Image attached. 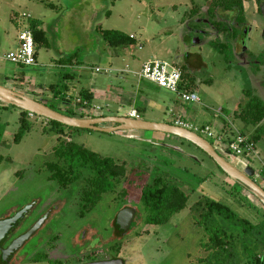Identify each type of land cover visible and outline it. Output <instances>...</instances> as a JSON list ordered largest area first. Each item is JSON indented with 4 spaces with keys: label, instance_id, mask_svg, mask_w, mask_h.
<instances>
[{
    "label": "rangeland",
    "instance_id": "obj_1",
    "mask_svg": "<svg viewBox=\"0 0 264 264\" xmlns=\"http://www.w3.org/2000/svg\"><path fill=\"white\" fill-rule=\"evenodd\" d=\"M212 1L0 0V34L3 37L8 36L12 42L17 40L21 30L20 15L24 13L31 15V20L25 21L26 24L31 26L34 22L36 30L43 31V40L36 42L39 66L19 67L1 60L10 51L9 48L0 51V74L6 75L7 79L0 78V82L25 95L30 93L34 99L46 102L65 115H69L70 111L60 108L62 100L60 102L57 99L66 98V94L68 97H75L77 90L88 89L93 84L102 91L111 89V93L119 89L128 95L132 93L131 106L139 111L143 120L174 124V111L180 110L185 113L184 120L187 122L199 127L211 125L215 133L229 139V124L224 117L226 115L220 110L225 109L230 113L226 117L237 129H244L237 119L235 109L241 99L245 100L242 91L249 85L246 77L235 68L239 59L230 50L222 54L206 44L201 48L187 45L201 40L202 36L197 32H190L188 38H183L188 30V15L196 10L199 13L195 19L206 20V12ZM254 19L257 20V17ZM205 30L214 36V30L207 27ZM102 31H118L127 37H134V40L131 45L114 48L105 41ZM212 39L214 37L208 38ZM60 52L64 57L78 53L79 65L59 68L56 61L59 60ZM112 52L119 54L117 63L112 59ZM189 53H199L206 65H198L192 57L188 65L196 71L191 70L185 64ZM150 60L164 61L181 70L185 67L190 78L196 79L198 88L193 90L199 95L201 103L180 102L177 95L135 76ZM95 68L111 69L112 73L105 77L91 72L90 69ZM128 69L131 73L119 72ZM65 73L69 76L65 77ZM19 77L21 81L17 80ZM8 81H12L15 86ZM204 81H212L213 84H205ZM259 84L263 86L256 95L264 100V83ZM52 86L60 94L55 95V91L51 90ZM53 96H56L54 102V99L51 100ZM123 97L125 98V94ZM97 105L103 108L101 112L105 116L126 115L131 107L125 105V101L122 103V100L120 104L106 106L99 101ZM21 111L13 106L3 109L0 103V122L7 124L0 146V221L17 210H30L37 200L39 203L47 200L55 188V183L49 182L50 172L46 165L56 162L53 150L59 139L74 141L103 157L124 163L128 170L127 179L117 188L124 189L127 199H117L110 193L104 194L92 212L82 219L77 193L74 204H70L59 215L61 230L67 226L76 230L92 223L101 235L109 236L111 224L120 213L121 206L131 203L144 211L142 188L158 176H163L171 183L175 182L189 196L187 207L164 226L147 225L145 222L142 224L143 215L134 219L136 225L132 232L128 230L124 234L129 235L125 239L128 241L125 251L128 259L132 260L128 262L125 257L127 264H198L206 256L202 244L207 236L196 225L191 209L204 197L230 207L240 217L253 223L262 220L264 207L259 200L231 181L207 154L186 141L165 134L168 137L163 139L160 138L161 133L142 131L132 132L133 136H129L127 132H69L68 129H63L65 134H62L57 129L53 130L48 120L35 116L30 119L31 131L19 143H15ZM88 111L83 115L93 117V114H101L96 106ZM78 117L83 116L78 114ZM216 120H219L217 127L214 126ZM199 135L205 138L202 134ZM207 140L215 144L214 140ZM257 151L260 159L250 163L256 173L261 175L264 170L262 143L257 145ZM233 159V163L241 168L248 164L246 160L241 162L240 159ZM84 174L86 176L89 173L85 170ZM263 178L261 176L257 179L258 182L261 183ZM81 186L82 180L71 188L77 191ZM61 193L62 196H67L66 191ZM67 232L61 237L64 246L69 240ZM47 239L50 241L52 237ZM31 242L33 248L36 241Z\"/></svg>",
    "mask_w": 264,
    "mask_h": 264
},
{
    "label": "trees",
    "instance_id": "obj_2",
    "mask_svg": "<svg viewBox=\"0 0 264 264\" xmlns=\"http://www.w3.org/2000/svg\"><path fill=\"white\" fill-rule=\"evenodd\" d=\"M217 7L231 11L239 9L241 1L213 0L211 9ZM31 29L36 44L43 38V31L36 30L34 22ZM102 35L105 41L114 48L131 45L134 40V37H127L118 31H102ZM213 47L219 49L217 45ZM77 56L78 53H74L63 57L59 63L64 67L79 65ZM182 75L186 88L193 92L195 84L189 81L185 67H182ZM64 76L69 75L65 73ZM51 90L55 91V95L60 94L56 92L54 86ZM79 95L81 101L89 105L92 103L93 96L87 90L82 89ZM8 107L2 106L3 109ZM51 108L57 111L54 107ZM224 115L228 116L230 113L225 111ZM67 116L78 117L74 112H70ZM226 116L224 117L227 118ZM236 116L244 127L241 133L249 137L256 145L259 143L264 145V101L259 98L250 99L246 107L241 112H237ZM48 123L53 126V130L57 129L62 134H65L63 129H68L69 132L80 131V129L69 128L58 122L48 121ZM6 127L7 124L0 122V146ZM31 129L29 114L21 111L19 130L14 137V142L19 143ZM53 154L56 162L46 165L51 179L56 180L62 188H68L84 179L82 201L85 208L91 210L99 204L104 194L113 193L127 177L126 164L103 157L74 141L59 139ZM1 161L2 158H0ZM85 170L89 173L86 177L84 176ZM141 194L145 221L153 226L168 224L174 215L187 207L189 200V196L175 182L171 183L163 176H158L151 183L146 184ZM191 210L196 225L203 229L207 236L202 244L206 256L201 258L198 264H264V214L260 222L253 223L240 217L230 207L207 197L194 204Z\"/></svg>",
    "mask_w": 264,
    "mask_h": 264
},
{
    "label": "flooded vegetation",
    "instance_id": "obj_3",
    "mask_svg": "<svg viewBox=\"0 0 264 264\" xmlns=\"http://www.w3.org/2000/svg\"><path fill=\"white\" fill-rule=\"evenodd\" d=\"M240 1L241 7L231 11H226L219 7L211 9V3L206 12V20L200 18L196 20L195 18L196 16L198 17L199 12L193 10L195 12H191L188 15L190 17L189 22V18L187 19L188 30L183 35V38L186 39L190 36V32H197L202 36L201 40H195L187 45H194L201 48L206 44L209 48H213L222 54L230 50L239 59L235 68L242 76L246 77L249 86L242 91V96L243 98L245 97V100L242 101L241 99L236 107L235 112L237 111L238 113L246 107L250 99L259 98L264 101L256 95L259 88L263 86V84L259 83H264V0ZM252 17L253 19L251 20ZM255 17H257V20L254 19ZM185 21L186 18H184L183 22ZM206 27L215 31L214 36L205 30ZM209 37H214V39L208 40ZM214 45H217L219 49H215L213 47ZM196 56L201 57L199 53H190L185 58V64L193 71H196V69H193L188 63L191 62L192 57L197 58ZM229 70H231V67H229ZM195 80L189 76V81H192L195 84V89H197L198 85ZM206 81H204L205 84H213L212 81L208 83ZM220 111L225 112L226 110L222 109ZM212 145L214 146L213 143ZM233 160L231 157L232 163ZM248 164L251 166L250 161ZM248 164L242 168L237 167L245 170ZM261 176H264V170L261 172V175L256 173L257 179L261 178ZM126 179L124 178L122 183ZM81 180V188L75 191L71 188L75 184L68 188H62L56 180L51 179L50 174L49 182L55 183V188L47 197L46 201L39 203L37 200L15 230L0 243V264H97L118 260L123 261V264H127L128 254L125 250L128 248V241L126 242L125 239L129 235H122L125 232L121 230L118 218L124 209L136 208V214L129 229L132 232L136 225L134 222L135 218L138 219L143 215L142 224L144 222L146 223L144 211L137 206L131 203H126L121 206L120 213L119 211L117 212L119 214L115 216L111 224V234L106 237L101 235L97 227L92 223L85 224L76 230H72L69 226L65 227L64 230L60 229L62 223L58 219L59 215L63 213L66 207L74 202V196L77 193H79L77 203L79 205L80 218H86L93 210L85 208L83 204L82 188L85 181L84 179ZM122 183L119 186H122ZM258 183L264 188V178L261 179V183ZM63 190L67 192V196H62L61 192ZM120 193L123 195L121 194V196ZM110 194L116 196L117 199L124 200L126 198L124 189H116ZM248 195L250 194L248 193ZM113 199L115 200V198ZM18 212L19 210L5 218H13ZM55 220L58 222L56 223ZM51 224L53 225L51 226ZM65 229L69 232L65 231ZM43 231L46 233H42ZM64 231L67 232L66 234L69 233V240L66 246L61 243V237H63L62 234L65 233ZM30 233L29 239L21 247L8 253L19 239ZM49 236L52 237L50 241L47 239ZM32 240L36 241L33 248H31ZM129 261L132 260L128 259Z\"/></svg>",
    "mask_w": 264,
    "mask_h": 264
},
{
    "label": "water",
    "instance_id": "obj_4",
    "mask_svg": "<svg viewBox=\"0 0 264 264\" xmlns=\"http://www.w3.org/2000/svg\"><path fill=\"white\" fill-rule=\"evenodd\" d=\"M93 73H98L102 76H107L108 72H97L90 69ZM111 77V75H110ZM124 79V78H122ZM80 98V95L76 97ZM179 101L182 102L179 98ZM0 103L4 106H13L24 112L34 114L35 116L42 117L48 121L58 122L66 127L89 130L101 133H115V132H157L165 135H171L175 138H179L186 141L207 154L220 168V170L226 174L229 179L241 187L245 188L248 193L259 200L264 207V188L257 182L256 172L252 166H247L245 170H241L229 159L222 156L216 148L205 138L201 137L197 133L188 129L175 126L171 123H158L150 122L142 119H134L126 115H113L105 116L103 114L94 115L93 117L81 118L67 116L59 111L52 109L46 102L34 99L29 95L15 91L6 85L0 84ZM184 103V102H183ZM91 104L88 109H91ZM97 110L103 109L101 106L96 107ZM107 124H110L107 126ZM29 212V208L19 211L13 218H8L0 221V243L3 242L7 236L12 233L18 224L23 220ZM136 214L135 209H124L119 214V221L121 230H124L126 234L131 227V223ZM30 234L23 236L19 239L9 250L8 253L21 247L25 241L30 237ZM97 264H123V261H112Z\"/></svg>",
    "mask_w": 264,
    "mask_h": 264
},
{
    "label": "built area",
    "instance_id": "obj_5",
    "mask_svg": "<svg viewBox=\"0 0 264 264\" xmlns=\"http://www.w3.org/2000/svg\"><path fill=\"white\" fill-rule=\"evenodd\" d=\"M19 25L21 30L18 35V47L16 49L7 52L2 56L1 60L8 61L20 67L28 68L37 66L36 58V44L31 26L26 24L25 21L31 20L30 14L20 15ZM97 72L111 73V69H94ZM121 73H131L128 70H119ZM135 76L146 80L159 88L165 89L175 95L184 103L200 104L201 99L196 92H191L186 88V83L183 80L182 70L171 66L169 63L160 60H150L146 62L141 72L136 73ZM2 106H4L2 104ZM76 115H83L88 111L89 104L85 101H81L80 98L75 100V104L72 106ZM29 114V118L33 119L34 114ZM129 116L134 119H141L137 110H132ZM230 128V137L227 139L221 134L214 132L213 128L204 125L197 126L189 123L181 118L174 121V125L193 131L195 133L202 134L207 139L215 141L214 147L216 150L227 159L237 158L240 160H246L247 162L259 159V153L257 151V145L252 142L249 137L243 135L234 124L226 118Z\"/></svg>",
    "mask_w": 264,
    "mask_h": 264
},
{
    "label": "crops",
    "instance_id": "obj_6",
    "mask_svg": "<svg viewBox=\"0 0 264 264\" xmlns=\"http://www.w3.org/2000/svg\"><path fill=\"white\" fill-rule=\"evenodd\" d=\"M43 39H40V41H42ZM40 41H38V42H40ZM18 44H19V41H18V38H17V40L15 41V42H12V41H10V38L7 36V37H3V35H1L0 34V51L2 52V50L4 49V48H9L10 49V51L11 50H14L16 47H18ZM116 52H112V56L114 57V58H112L113 60H114V63H117L118 62V60H119V54H115ZM202 53V52H201ZM60 54V57H59V60H57L56 62L59 64L58 65V67L59 68H61V69H63V68H66L67 66H63V65H61L59 62H60V60H61V58H63L64 56H63V54L60 52L59 53ZM74 54V53H73ZM190 54V53H189ZM70 55H72V54H69L68 56H70ZM197 58H195V61L197 62V64L198 65H206L204 62V60H203V57L201 56V57H198V56H196ZM36 58H37V66H39V57H38V52H37V50H36ZM204 59H205V57H204ZM20 67V66H19ZM23 68V67H22ZM180 69V68H179ZM0 78H2V79H5L6 81H7V79H6V75H1L0 74ZM18 81H21L22 79L19 77L18 79H17ZM8 82H10L11 83V85L12 86H15V84H13L12 83V81H8ZM0 84L1 85H4V82H0ZM22 85H23V83H22ZM22 85L20 86V87H22ZM19 88V87H18ZM19 89H21V88H19ZM18 89V90H19ZM82 89H85V90H87L90 94H92V96H93V101H92V103H91V106L94 108L95 106L97 107V106H99V105H97V102L99 103V101H102V102H104V104L106 105V106H109V104H120L121 103V100H122V103H124V101H125V105H129V106H131V103H132V101H133V96H132V93H131V95H128L126 92H124V91H122V90H117L115 93H111L112 92V90L111 89H106L105 91H102V90H100L96 85H90V87L88 88V89H86V88H82ZM81 88H80V90H77V92L75 93L76 94V96L75 97H73V96H69L68 97V95L66 94V98L65 99H57L58 101H60V100H62V103H60L59 104V107L60 108H67L70 112H74L75 110L73 109V105L75 104V100H76V97L77 96H79V94H80V92H81V90H82ZM188 89V88H187ZM21 90H23V89H21ZM193 92H195V91H193ZM116 93L118 94V95H116ZM125 94V98L123 97V95ZM28 95L29 96H31V94L30 93H28ZM131 96H132V98H131ZM32 97V96H31ZM64 97H65V95H64ZM68 97V98H67ZM54 99V100H53ZM55 99H56V96H53L52 97V99L51 100H53V102L55 101ZM57 101V102H58ZM61 102V101H60ZM123 106V105H122ZM94 110V109H93ZM103 110V109H102ZM101 110V111H102ZM132 110H137L135 107H133V106H131L130 107V110L127 112V114L126 115H128ZM138 111V110H137ZM94 112V111H93ZM101 114H102V112H100ZM138 113H139V111H138ZM217 113V112H216ZM140 114V113H139ZM95 114H93V116H94ZM84 118H88L86 115H82ZM220 116V115H219ZM179 118H181V119H183L184 120V118H185V113L183 112V111H180V110H175L174 111V115H173V118H172V120L173 121H175V120H177V119H179ZM142 119V118H141ZM143 120V119H142ZM186 121V120H185ZM219 120H216L215 121V123H214V126H216L217 127V122H218ZM150 122H152V121H150ZM161 122V121H160ZM162 123H168L167 121L165 122H162ZM219 123V122H218ZM211 126V125H210ZM218 128H219V126H218ZM134 132H138V131H134ZM127 133H129L128 135L129 136H133V134H132V132H127ZM162 136H160V138H163L164 139V137L165 138H167L168 136H165L164 134H161ZM135 137V136H134ZM136 137L137 138H140L138 135H136ZM237 162V161H236Z\"/></svg>",
    "mask_w": 264,
    "mask_h": 264
}]
</instances>
